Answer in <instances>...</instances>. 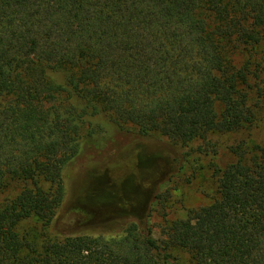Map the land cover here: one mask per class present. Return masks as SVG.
I'll return each instance as SVG.
<instances>
[{"label": "trees", "instance_id": "16d2710c", "mask_svg": "<svg viewBox=\"0 0 264 264\" xmlns=\"http://www.w3.org/2000/svg\"><path fill=\"white\" fill-rule=\"evenodd\" d=\"M262 47L264 0H0V264H264V143L246 136L264 107ZM96 117L206 156L216 136L245 137L211 166L213 200L162 239L137 222L56 232Z\"/></svg>", "mask_w": 264, "mask_h": 264}, {"label": "rangeland", "instance_id": "374dc122", "mask_svg": "<svg viewBox=\"0 0 264 264\" xmlns=\"http://www.w3.org/2000/svg\"><path fill=\"white\" fill-rule=\"evenodd\" d=\"M258 51L263 55L264 47ZM260 118L259 126L246 134L249 146L264 143V107ZM96 119L90 120L96 129L89 127V120L84 125L81 153L65 170L67 194L55 222L56 232L112 236L137 222L162 239L171 221L213 200L217 192L211 166L233 162L229 146L245 137L216 136L215 151L206 156L197 152L201 143L176 146L161 134L141 137L131 126L119 130ZM8 195L1 194L0 202Z\"/></svg>", "mask_w": 264, "mask_h": 264}]
</instances>
